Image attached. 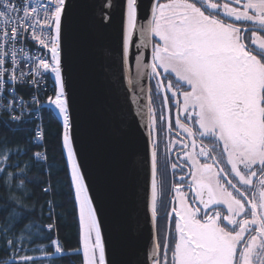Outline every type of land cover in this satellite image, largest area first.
Listing matches in <instances>:
<instances>
[{
  "label": "snow or ice",
  "instance_id": "obj_1",
  "mask_svg": "<svg viewBox=\"0 0 264 264\" xmlns=\"http://www.w3.org/2000/svg\"><path fill=\"white\" fill-rule=\"evenodd\" d=\"M68 8L66 0H37L22 9L14 0H0V23L5 26L0 36V90L12 85L13 100L7 108L14 112L19 106L23 113L25 105L15 99L14 85L23 81L38 88L47 73L54 74L47 104L61 124L62 154H66L69 187L79 210L83 264H107L101 223L74 146L72 104L63 74L62 33ZM140 10L141 0H123L119 43L121 60L127 64L134 34L139 32L137 67L149 68V78L155 80L154 89L147 90V104L139 98L133 101L139 106L137 115L146 119L141 127L147 131L150 150L146 208L152 230L151 264H264V0H151L146 17L141 18ZM106 15L111 22V13ZM29 31L50 59L46 54H25L29 71L24 72L17 68V51L9 43L15 45L22 35L27 39ZM148 44H152L151 63L144 64L141 49ZM9 55L11 69L4 67ZM132 92L136 96L135 88ZM140 93L144 94L143 88ZM32 103L39 104L35 96ZM11 119L22 122L21 116ZM164 125L169 133L165 152H177L171 169L181 173L170 189L159 154ZM42 135L38 126L36 138ZM8 158L6 154L0 164L6 165ZM34 158L42 159L40 154ZM43 191L47 194L49 188ZM9 216L17 223L24 218L17 219L14 208ZM53 227L31 224L36 231L29 232V242L50 239L42 234ZM7 243L22 246L24 238ZM49 249L60 258L81 255L80 250L62 253L55 239L38 250ZM19 260L34 264L31 256Z\"/></svg>",
  "mask_w": 264,
  "mask_h": 264
},
{
  "label": "water",
  "instance_id": "obj_2",
  "mask_svg": "<svg viewBox=\"0 0 264 264\" xmlns=\"http://www.w3.org/2000/svg\"><path fill=\"white\" fill-rule=\"evenodd\" d=\"M122 2L66 0L63 74L72 104L74 146L101 223L107 264H151L152 230L146 208L150 150L147 131L141 127L146 119L137 115L139 106L133 102L139 98L141 104L148 103L150 69L137 67L138 31L128 63L121 60ZM150 4L151 0H141V18ZM106 13H111V22ZM151 47L141 49L144 64L151 63ZM64 158L67 167L66 154Z\"/></svg>",
  "mask_w": 264,
  "mask_h": 264
},
{
  "label": "trees",
  "instance_id": "obj_3",
  "mask_svg": "<svg viewBox=\"0 0 264 264\" xmlns=\"http://www.w3.org/2000/svg\"><path fill=\"white\" fill-rule=\"evenodd\" d=\"M40 115L45 158L38 161L34 157L40 147L31 141L32 121L13 123L0 113V160H4L6 154L9 156L6 165L0 164L4 169L0 172V264H23L19 260L23 256L33 257L34 264H83L78 210L61 149V124L53 118L50 107L42 106ZM45 188H49L47 194L43 191ZM5 207L9 211L14 208L17 219L24 218L15 222L9 211H4ZM33 223L53 225L50 233L42 234L50 239H34L30 243L29 232L36 231L30 228ZM21 238H24L22 246L14 243L9 247V240ZM52 239L59 241L62 253L80 250L81 255L60 258L52 255V249L38 250Z\"/></svg>",
  "mask_w": 264,
  "mask_h": 264
},
{
  "label": "built area",
  "instance_id": "obj_4",
  "mask_svg": "<svg viewBox=\"0 0 264 264\" xmlns=\"http://www.w3.org/2000/svg\"><path fill=\"white\" fill-rule=\"evenodd\" d=\"M34 2H37V0H14V3L17 4L18 7H21V9L24 6H28ZM39 2H43V0H39ZM20 15H23V11H21ZM42 15V13H41ZM13 19L15 18V14H13ZM5 30V26L3 23H0V36L3 35ZM23 31V30H22ZM7 35L11 37L13 35L12 31V26H9L7 29ZM9 47H14L17 51V68L19 71H24L28 72V61H24L23 57L25 54L28 56H40V55H48L50 59V53H48L47 49H43L39 46V44L32 39V33L29 31L27 33V39L22 35L20 37V41L16 43L15 45H11L9 43ZM5 68L11 69L12 67V58L11 55L7 57L6 63L4 65ZM19 71H17V76H19ZM48 74H46L45 79L42 80L39 84V87L37 88L34 85H31L30 83L26 82H19L16 85H14L15 88V99L17 101L22 100L24 102V112L22 113L21 108L19 106L16 107L15 111H11L10 109L7 108V105L9 102L13 100V95L10 94V89L13 87L10 84H6L5 89L0 90V113H3L7 116V118L13 122V123H18L15 121H12L11 117L12 116H21V120H30L33 123V128H32V134H31V141L34 145L37 147H40L37 151L36 154H40L43 160L45 158L44 151L42 149L43 146V135L41 138L37 139V127L39 126L40 131L43 133L42 130V125H41V115H40V108L43 105H48L47 104V97L53 94V84L52 82L48 79ZM7 81V77L4 78ZM32 79L31 76L27 77V80L30 82ZM22 89L26 90L25 92L22 91ZM36 97L39 101V104L32 103V98ZM29 105L31 108V114L30 116L27 115L29 112Z\"/></svg>",
  "mask_w": 264,
  "mask_h": 264
},
{
  "label": "flooded vegetation",
  "instance_id": "obj_5",
  "mask_svg": "<svg viewBox=\"0 0 264 264\" xmlns=\"http://www.w3.org/2000/svg\"><path fill=\"white\" fill-rule=\"evenodd\" d=\"M161 2H165V0H161ZM155 39L156 38H153V41H152L153 43L155 42ZM149 87H152L154 89V87H155V80H152L150 78L148 79V88ZM153 98H155V97H153ZM154 107L156 109L157 115H159V112H160V102H159V100H156ZM175 114H176L175 113V109H173L172 110L173 123H174V120H175ZM157 127L160 128L159 123L157 124ZM164 129L165 130L162 131L160 133V136H159V139H160L159 154H160V157H162L160 164H161V170L162 171H165L166 170L168 187L170 189L172 183L175 182L176 178L181 173H180V170L177 169L176 172H175V174H174L173 173V170L171 169V163L172 162H176L177 152L176 151H172V152H168V153L165 152V144L167 143L168 138H169V133L167 132V125H164ZM175 133H176V130L173 129V132L171 133V135L173 136V138H175ZM205 144H208V141H205ZM197 151H199V148H197ZM189 167H190V165L189 166H185V168H184V173L185 174L188 173ZM189 179H190V177H189ZM186 184H187V181H186ZM185 191H187V188H185ZM169 198H170V196H169Z\"/></svg>",
  "mask_w": 264,
  "mask_h": 264
},
{
  "label": "rangeland",
  "instance_id": "obj_6",
  "mask_svg": "<svg viewBox=\"0 0 264 264\" xmlns=\"http://www.w3.org/2000/svg\"><path fill=\"white\" fill-rule=\"evenodd\" d=\"M75 197V196H74ZM76 206H77V210H78V205L76 204ZM78 218H79V210H78Z\"/></svg>",
  "mask_w": 264,
  "mask_h": 264
}]
</instances>
